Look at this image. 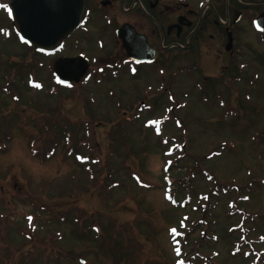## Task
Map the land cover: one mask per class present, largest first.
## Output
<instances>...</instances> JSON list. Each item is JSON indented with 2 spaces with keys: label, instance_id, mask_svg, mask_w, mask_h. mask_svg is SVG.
Instances as JSON below:
<instances>
[{
  "label": "rangeland",
  "instance_id": "1",
  "mask_svg": "<svg viewBox=\"0 0 264 264\" xmlns=\"http://www.w3.org/2000/svg\"><path fill=\"white\" fill-rule=\"evenodd\" d=\"M105 23L97 11L89 25L100 35ZM247 25H238L247 65L229 73L238 81L211 51L200 75L180 56L162 74L141 67L96 83L93 63L65 89L53 86L56 55L0 34V264H177L172 245L181 264H264V33ZM85 42L79 49L101 61L121 52L108 37L101 49ZM69 131L89 143L66 144Z\"/></svg>",
  "mask_w": 264,
  "mask_h": 264
},
{
  "label": "flooded vegetation",
  "instance_id": "2",
  "mask_svg": "<svg viewBox=\"0 0 264 264\" xmlns=\"http://www.w3.org/2000/svg\"><path fill=\"white\" fill-rule=\"evenodd\" d=\"M6 1L8 0H0V3ZM263 10L264 0H87L86 16L81 26L72 34L75 35L73 38L71 35L64 40L63 47L67 44H82L87 39L89 44H92L90 47H93L98 41L104 42L108 37L110 42L112 40V44L121 50L114 58L107 60L110 78L111 64L115 61L123 62L126 72L136 75L131 73V70L145 67L150 73V67L153 66L154 72H159L163 70L162 63L164 65L175 62V58L180 55L187 56L189 61L192 60V65H201L202 58L208 56L204 53L211 54V51L215 59L228 60L223 64L227 69L235 62L240 63L243 58L242 48L238 46V35L243 30L241 27L238 30V25L246 20L247 27L251 29L253 19ZM97 11L109 22L105 24L106 29L100 27V35H96L97 32L89 25ZM247 11L252 12V15L246 14ZM3 14L9 24L1 25L0 33L12 35L15 44L19 46V40L16 41V35L14 37L15 25L13 26L5 12ZM119 16H123L124 20L111 28V19L117 21ZM123 23H128L136 33L143 36L140 43H148L156 50L153 61L133 64L127 59L121 41L113 32ZM84 28L86 30H83ZM229 38L232 39V44L230 49H226ZM93 39L95 43H92ZM156 76L157 73L153 77L156 79Z\"/></svg>",
  "mask_w": 264,
  "mask_h": 264
},
{
  "label": "water",
  "instance_id": "3",
  "mask_svg": "<svg viewBox=\"0 0 264 264\" xmlns=\"http://www.w3.org/2000/svg\"><path fill=\"white\" fill-rule=\"evenodd\" d=\"M85 4L86 0H13L12 7L21 36L45 50L78 26ZM258 21L264 25V13ZM74 65L80 66L76 69ZM85 68L86 64L76 57H60L54 63L58 76L68 80H79Z\"/></svg>",
  "mask_w": 264,
  "mask_h": 264
}]
</instances>
